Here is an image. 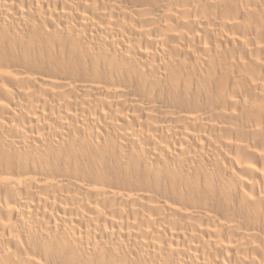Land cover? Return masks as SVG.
<instances>
[{"label": "bare ground", "instance_id": "6f19581e", "mask_svg": "<svg viewBox=\"0 0 264 264\" xmlns=\"http://www.w3.org/2000/svg\"><path fill=\"white\" fill-rule=\"evenodd\" d=\"M0 264H264V0H0Z\"/></svg>", "mask_w": 264, "mask_h": 264}]
</instances>
